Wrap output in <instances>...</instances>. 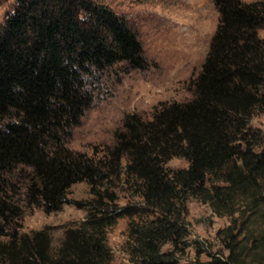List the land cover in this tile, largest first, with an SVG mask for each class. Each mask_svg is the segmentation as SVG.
Wrapping results in <instances>:
<instances>
[{
	"label": "trees",
	"instance_id": "1",
	"mask_svg": "<svg viewBox=\"0 0 264 264\" xmlns=\"http://www.w3.org/2000/svg\"><path fill=\"white\" fill-rule=\"evenodd\" d=\"M213 2L217 23L192 96L159 102L150 118L125 114L113 142L90 154L66 143L92 103L88 78L121 61L145 68L141 40L96 0H15L0 22V238L8 237L0 253L8 264H112L107 227L140 212L154 216L131 227V264H177L161 247L184 236L175 206L188 195L231 217L217 230L227 252H207L202 264H264V131L250 124L264 112V0ZM174 156L188 165L169 167ZM20 165L29 167L25 205L86 209L54 254L45 228L19 232L24 204L12 198L8 174ZM78 181L91 197L71 201ZM122 181L145 209L117 202Z\"/></svg>",
	"mask_w": 264,
	"mask_h": 264
},
{
	"label": "rangeland",
	"instance_id": "2",
	"mask_svg": "<svg viewBox=\"0 0 264 264\" xmlns=\"http://www.w3.org/2000/svg\"><path fill=\"white\" fill-rule=\"evenodd\" d=\"M115 10L141 40L147 66L132 67L128 62L114 63L88 78L87 88L93 95L89 108L75 125L68 146L98 154L106 144H111L115 131L121 127L125 114L137 112L150 118L153 108L162 101L187 100L192 96L189 88L191 77L201 67L216 27L218 11L213 0H96ZM250 1V0H246ZM15 0H0V22L14 9ZM264 38V26L259 28ZM250 124L264 131V112L255 111ZM169 167H186L184 157L174 156L167 162ZM29 167L20 165L8 174L12 198L23 205L20 233L45 228L49 234L50 252L56 253L64 232L76 227L86 215L85 208L72 202L64 203L57 211L46 212L42 207L25 205L23 190L25 173ZM9 186V187H10ZM120 205H133L145 209L142 197L134 184L122 181L116 188ZM69 200L89 199L91 193L86 181L73 183L68 190ZM179 225L184 236L173 243L167 240L162 250H172L177 264H202L207 252H227L217 235V230L226 226L231 217L215 213L207 201L193 195L176 200ZM153 214L140 212L132 218L120 216L107 227L106 240L110 248L112 264H131V227L144 225ZM133 221V223H131ZM2 236L0 241H6ZM201 245L206 251L197 253ZM0 264H8L0 253Z\"/></svg>",
	"mask_w": 264,
	"mask_h": 264
}]
</instances>
